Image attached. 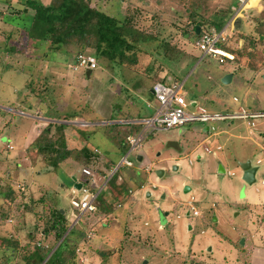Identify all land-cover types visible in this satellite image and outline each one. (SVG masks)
<instances>
[{"label": "rangeland", "instance_id": "1", "mask_svg": "<svg viewBox=\"0 0 264 264\" xmlns=\"http://www.w3.org/2000/svg\"><path fill=\"white\" fill-rule=\"evenodd\" d=\"M6 1L0 0V203L9 187L15 190L9 218L3 224L0 221V238L12 234L15 226L25 225L18 233L20 242L24 243L25 234L33 230L34 223L42 225L41 211L32 207V212H28L24 205L30 207L29 197L38 198L49 183V188L59 190L70 228L84 232V240L75 250V264H142V259L147 261L143 264H264V184L261 182L264 155L260 149L264 132L258 134L242 124V138L234 137L230 141V128L242 120L220 121L218 126L226 130L221 136L209 137L200 131L208 124L215 126L214 123L190 122L169 130H153L141 142L142 149L130 153L133 166L126 167L119 163L129 145L122 151L104 127L126 120L128 114L133 119L153 114L146 104L152 99L148 91L163 77L177 81L181 77L186 101L191 103L195 99L209 112L238 109L264 112L263 45L254 50L247 48L256 52L257 57L233 53V61L226 57L220 64V57L203 56L195 47L197 39L188 40V35L183 34L182 27L193 10L191 4L194 8L200 5L204 16L209 18L214 12L229 9L232 0H91L92 6L107 14L134 17L137 26L153 39L138 45L134 65L112 64L95 57L97 67L88 77L85 70L74 68L77 62L73 61L79 51L76 45L52 51L48 43L28 40L22 31L6 22L5 15H15L16 10L23 9L22 0ZM250 4L255 5L256 0ZM233 5L237 6V2L233 1ZM258 9L241 18V25H246L244 33H252L251 19L261 12V7ZM236 17L241 15H230L232 24ZM225 36L230 49L240 50L246 45L233 28ZM164 41L183 50L185 55L196 54L199 58L188 65L189 61L177 54L166 56L160 45ZM10 46L15 50L8 52ZM85 51L93 53L92 49ZM227 69L234 76L230 83L223 84ZM43 81L51 90L44 99L47 88L39 97L29 90L31 85L36 92L41 91ZM55 111L61 118L73 111L84 118L66 123L62 121L68 120L46 116ZM111 117L118 119L109 120ZM256 121L264 122V118ZM33 123L32 128L38 132L50 123L65 124L70 149L76 151L86 144L121 167V175L114 183L110 182L112 176L107 179L115 167L110 173L106 171V175L95 171L93 188L102 192L96 207L108 208L107 212L96 209L93 215L83 217L72 209L71 199L81 197L72 191V177H79L81 172L73 158L51 170L35 153V138L28 139L27 144L25 140L17 143L15 134L18 132L23 137ZM139 125L138 132L143 128ZM49 130L53 131V127ZM202 142L211 149L210 153L204 152ZM218 144H223V151L215 149ZM139 151L145 166L136 161L135 154ZM222 152L227 162L223 161ZM258 159L262 160L259 164ZM246 160L257 166L252 185L241 178L239 163ZM220 164L225 173L219 172ZM123 179L128 180V185L122 183ZM120 182L127 193L119 192ZM189 201L199 211L198 216H193ZM9 252L0 246V261Z\"/></svg>", "mask_w": 264, "mask_h": 264}, {"label": "trees", "instance_id": "2", "mask_svg": "<svg viewBox=\"0 0 264 264\" xmlns=\"http://www.w3.org/2000/svg\"><path fill=\"white\" fill-rule=\"evenodd\" d=\"M233 1L236 0H232L229 9L214 12L209 18L204 16L200 5L194 8L191 4L190 8L193 10L188 15L189 21L182 27L184 28V36L188 35L186 39L198 40L203 32H207L204 31V27L220 31L230 19V15L235 12L237 6L233 5ZM6 2L9 3V0ZM259 2V5H261V3H264V0H260ZM22 4L23 9L16 10L15 15H5V21L22 31L28 40L35 41L36 43H48L52 51H57L62 47L67 48L70 45H76L79 51L75 55L74 63L77 62L80 55H90L98 59L104 58L112 64L134 65L137 63L136 52L138 45L145 40L153 39V37L145 34V31L137 26L134 17L122 15V17L118 18L114 15L107 14L101 9L92 6L91 0H51L48 3L42 0H22ZM187 6L189 7V5ZM254 9L259 10L258 7L249 8L241 17H236L237 19L232 24V28L244 39V45H246L240 50L230 49L226 45V39L218 43V47L223 52L232 54L233 56V53H236V55L243 54L249 58H254L257 57L256 52H249L247 48L254 50L257 46L263 45L264 51V6L261 5V12L251 19L254 23L251 34L244 33L243 29L246 25H241V18L248 16V12ZM197 26L200 27L198 34L196 33ZM160 45L164 47L166 56L176 57L175 55L177 54L178 57L186 58L189 61L188 65L196 62L199 58L196 54L188 55L186 53L185 55L183 50L178 49L175 45L172 46L168 41L161 42ZM86 47L87 49H85ZM88 49H92L93 53L85 51ZM196 49L199 50L197 47ZM12 50H15V48L10 46L7 51ZM227 60L230 61V59ZM170 81H172L170 78L163 77L154 83L160 82L167 84ZM43 84L42 90L37 89V92L35 87L31 85L28 87L38 97L42 96V91L47 88L42 97L44 99L51 90L48 86L46 87L45 81H43ZM148 94L150 95L149 97L153 98L150 90ZM46 116L57 120L63 119L68 121L75 118H84L83 115L74 111L66 112L63 118L56 111L51 114L46 113ZM125 116L127 117L125 118L126 120L133 119L130 114ZM115 119L118 118L111 117L109 120ZM51 126L53 127V131L49 130ZM104 127L108 129V132L112 133L111 139L122 151L128 148L127 136L137 134L140 130L139 124L132 123H116L104 125ZM65 128V124L50 123L34 139L35 153L42 158L48 168L51 170L57 169L60 164L69 158H73L81 169L83 167H89L94 171H100L104 175L107 172L110 173L116 167L115 162L101 157L99 151L96 150L97 148L90 149L84 145L76 151L70 149L66 142ZM80 132L82 133V131ZM15 165L20 167L18 163ZM101 166H103V169H101ZM120 169L121 167L113 174L110 182H116L117 178L121 175L119 173L121 171ZM45 172L47 173L49 171L46 170ZM122 183L128 185V180L123 179ZM118 186L121 189L119 191L120 193L125 191L121 187V182ZM49 187L50 185H47L46 189L39 194L38 198L35 195L29 197L31 199L30 207L26 204L24 205L28 212H32V207L41 211L42 216L40 214L39 217L43 218L42 225L38 222L34 223L33 230L26 232L25 239H23L25 240L24 243L20 242L18 233H20L19 231L25 225L15 226L12 234L8 235V237L0 238L1 248L5 251H10L8 254H5L6 258H3L0 264H75V250L78 244L84 240V232L76 227L70 228L66 211L61 207L59 190H54ZM90 189L95 191L93 187ZM14 190L13 187H9L2 197V202L0 203V221L2 224L7 222L9 218V211H11L12 205L11 198L14 196ZM98 197H102V192L99 193ZM96 209L102 212L108 211V208L100 210V208L96 207ZM81 215L87 217L90 214L86 212ZM11 258L13 259V263L9 261ZM145 261L146 259H142V264Z\"/></svg>", "mask_w": 264, "mask_h": 264}, {"label": "built area", "instance_id": "3", "mask_svg": "<svg viewBox=\"0 0 264 264\" xmlns=\"http://www.w3.org/2000/svg\"><path fill=\"white\" fill-rule=\"evenodd\" d=\"M237 7L234 12L236 15H241L243 10H247L250 6L251 0H236ZM260 1V0H256ZM232 21V20H231ZM230 21L227 26L222 30L217 31L211 29L210 31L203 32L200 38L196 41V47L203 53V56H218L219 62H224V57L233 60V55H225L222 53V49L218 47L219 42H223L227 39L226 32L230 27L232 29V22ZM222 50V51H221ZM97 64L93 56L80 55L75 69L93 71L96 69ZM153 102L147 103L153 110V114L148 117L142 118L135 123L143 125L142 130L137 135H130L127 137V141L130 145V150L125 155L119 165L131 167L132 161L128 158L130 153L141 147V142L145 139L147 134L153 130H169L174 127L182 126L190 122H201V123H213L224 120H244L247 125L254 127L256 120L264 118V112L247 111L245 109H238L235 112H209L205 108L197 105L195 102H187L185 99L184 81L172 80L167 84L156 82L152 86ZM234 101H237L234 98ZM212 131L214 127L210 128ZM261 151L264 155V145L261 146ZM261 159L256 161L257 164L261 163ZM118 165V167H119ZM96 173L89 167H83L81 169L80 189L73 188L74 193H80V198H72L70 201L71 207L79 212L92 213L96 210V200L101 192L100 188L92 191L90 188L95 186ZM108 181V179H107ZM264 184V175L261 180ZM192 210L193 216H197L199 213L192 205L188 203ZM190 213V211H188Z\"/></svg>", "mask_w": 264, "mask_h": 264}, {"label": "crops", "instance_id": "4", "mask_svg": "<svg viewBox=\"0 0 264 264\" xmlns=\"http://www.w3.org/2000/svg\"><path fill=\"white\" fill-rule=\"evenodd\" d=\"M259 3L260 2H258V1H256V4L255 5H251L250 4V6H249V8H252V7H261L260 5H259ZM248 8V9H249ZM247 9V10H248ZM247 10H246V12H247ZM245 12V13H246ZM242 15V14H241ZM230 21L231 20H229L228 21V23L227 24H229L230 23ZM227 24L225 25V26H227ZM224 26V27H225ZM223 27V28H224ZM222 28V29H223ZM228 30H230V28L228 29ZM224 53H226V52H224ZM225 55H229L230 56V54H228V53H226ZM218 61H219V59H218ZM231 61H233V60H231ZM220 63V62H219ZM222 63H224V62H222ZM222 63H220V64H222ZM226 73H232L233 74V76H234V72L232 71V70H228L227 69V72H225L224 74H226ZM223 74V75H224ZM233 78V77H232ZM154 85V84H153ZM152 85V86H153ZM150 92H151V94H152V87L150 88ZM153 95V94H152ZM153 102V98H152V100H149V101H146V104L147 103H152ZM191 102H195L197 105H199L198 104V102L194 99V100H192ZM236 102V101H235ZM200 106V105H199ZM202 107V106H201ZM204 108V107H203ZM227 108H230V107H227ZM223 110H225L224 108H222ZM229 112V111H228ZM119 117H121L120 115H119ZM118 118V117H117ZM140 119H142V118H139V119H132V120H123V121H116V122H114V123H132V124H139V123H135L136 121H138V120H140ZM235 120H237V121H239V119H234V120H225V121H235ZM86 122H88V123H92V122H89V121H86ZM220 121H217V122H213L214 123V125L215 126H213V125H206V126H203L202 128H201V132L204 134V135H208L209 137H211V136H221L223 133H226V130H224V129H221L219 126H218V123H219ZM66 123H72V121H66ZM96 123H98V122H96ZM242 124L243 125H246L245 127L246 128H248V129H254V132L256 131L258 134H261V133H263L264 132V122H255V126L254 127H251V126H249V125H247V123H244V120H242V122H240V124L239 125H235V126H232L230 129V132L231 133H229V140L231 139V138H234V139H241L242 138V135H241V133H242ZM32 126H35V124L33 123V124H31V126H29L28 127V133L27 134H25L23 137H20L19 136V133L17 132L15 135V138H16V141H17V143L19 144V142H23L24 140H25V142H26V144H27V140L28 139H30L31 140V138L32 139H34L38 134H39V132L37 131V129H36V131H35V129L34 128H32ZM211 127H214V130L212 131L210 128ZM30 129H32L31 131H30ZM233 130H236L235 132L233 131ZM34 132L36 133V135L35 136H33V134H34ZM139 133V132H138ZM137 133V134H138ZM227 133H228V131H227ZM137 134H133V135H137ZM128 136H130V135H128ZM127 136V137H128ZM13 137H14V135H13ZM19 137H20V139H19ZM227 138V139H228ZM23 140V141H22ZM126 140H127V138H126ZM254 140H256V138H255V136H254ZM231 141V140H230ZM128 142V141H127ZM226 142H228V140H226ZM29 144V143H28ZM202 145H203V147H204V152H206V153H210L211 152V149L210 148H208V147H206L204 144H203V142L201 143ZM86 145V144H85ZM128 145H129V143H128ZM262 145H264V144H261L260 145V149H261V146ZM142 147L143 146H141V149H142ZM95 149V148H94ZM215 149L217 150V151H223V144L221 145V144H218V145H216L215 146ZM97 150V149H96ZM129 150H130V145H129V149H128V152H129ZM127 152V153H128ZM141 151H139L137 154H135V156H136V161L140 164V165H142V166H145V165H143V155H141L142 156V160H138V156L140 155L139 153H140ZM127 153L125 154V155H127ZM222 155H221V157H222V159H223V161L224 162H227L228 160H226V154L224 153V152H222L221 153ZM124 155V156H125ZM123 158V157H122ZM129 158V157H128ZM198 158H200V155H198ZM132 161V160H131ZM132 163H134L133 161H132ZM133 166V165H132ZM131 166V167H132ZM219 166H221V171L219 170V172H221V173H225V168H224V166L222 165V164H220ZM116 168V167H115ZM150 167H148V169H149ZM48 174V173H47ZM113 176V175H112ZM80 178H81V172H80V176L79 177H75V176H73L72 177V179H73V184L75 185L76 183H80ZM130 178L131 179H133V180H136L135 178H134V176H130ZM140 184H142V183H140ZM47 185H49V183L47 184ZM73 185V188H76L75 186ZM126 193H127V191H125ZM124 192V193H125ZM190 202V201H189ZM188 202V203H189ZM192 203V202H191ZM192 205H193V203H192ZM194 206V205H193ZM195 207V206H194ZM198 211V210H197ZM198 213H199V211H198ZM199 215V214H198ZM197 215V216H198Z\"/></svg>", "mask_w": 264, "mask_h": 264}, {"label": "water", "instance_id": "5", "mask_svg": "<svg viewBox=\"0 0 264 264\" xmlns=\"http://www.w3.org/2000/svg\"><path fill=\"white\" fill-rule=\"evenodd\" d=\"M246 12V10H243L242 11V14H244ZM200 32V27L197 26L196 27V33L198 34ZM91 71L89 69H87L85 71V75L86 77H88L90 75ZM232 77H233V74L232 73H227L223 76L222 78V83L223 84H228L231 82L232 80ZM62 122H66V121H62ZM116 122V121H114ZM138 160H142V156L139 155L138 157ZM240 167H241V171H242V175H241V178L242 180L248 184V185H252L254 182H255V174H256V170H257V166H254L252 165L251 161L250 160H246V161H243V162H240L239 163ZM118 169V166L114 169V171L111 173V175L108 177V180L109 178L114 174V172ZM219 170L221 171V166H219ZM222 172V171H221ZM159 173H161V171H159ZM77 189H80L81 187V183H76L74 185ZM189 214V213H188ZM243 240V239H242ZM241 240V243L243 242ZM54 250V249H53ZM52 250V252H53ZM51 252V253H52ZM50 253V254H51ZM50 256V255H49ZM146 262V261H145ZM44 263V262H43Z\"/></svg>", "mask_w": 264, "mask_h": 264}, {"label": "bare ground", "instance_id": "6", "mask_svg": "<svg viewBox=\"0 0 264 264\" xmlns=\"http://www.w3.org/2000/svg\"><path fill=\"white\" fill-rule=\"evenodd\" d=\"M223 53V52H222ZM224 54H226V53H224Z\"/></svg>", "mask_w": 264, "mask_h": 264}]
</instances>
